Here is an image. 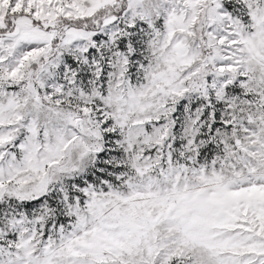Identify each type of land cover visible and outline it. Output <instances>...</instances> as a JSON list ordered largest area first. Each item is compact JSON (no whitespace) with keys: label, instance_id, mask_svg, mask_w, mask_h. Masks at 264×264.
<instances>
[{"label":"snow or ice","instance_id":"1","mask_svg":"<svg viewBox=\"0 0 264 264\" xmlns=\"http://www.w3.org/2000/svg\"><path fill=\"white\" fill-rule=\"evenodd\" d=\"M0 264H264V0H0Z\"/></svg>","mask_w":264,"mask_h":264}]
</instances>
